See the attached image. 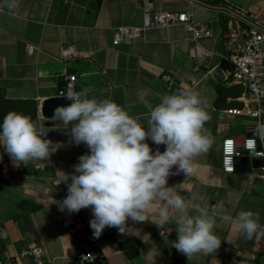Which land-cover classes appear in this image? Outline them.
<instances>
[{"label":"crops","instance_id":"1","mask_svg":"<svg viewBox=\"0 0 264 264\" xmlns=\"http://www.w3.org/2000/svg\"><path fill=\"white\" fill-rule=\"evenodd\" d=\"M152 2L156 10L192 9L195 19L207 23L212 35L196 43L183 24H173L147 29L129 43L115 45L116 28L143 25V0H16L12 9L0 0V90L5 98L36 99L41 109L42 102L57 96L68 76L75 75L76 92L90 89L88 98L110 99L141 124H146L147 114L163 95L197 92L211 117L203 131L212 145L194 158L195 173L170 175L168 186L185 199L189 215L198 214L193 208L196 204L207 207L209 215L215 214L213 231L221 246L188 260L172 246L177 239L175 212L162 229L149 221L129 220L127 234L106 227L94 238L89 208L85 228L76 234L66 231L56 203L61 199L55 181L60 182L63 172L72 173L79 156L89 149L83 143H70L63 124L39 112L33 123L38 131L43 124L44 139L52 141L49 160H30L16 167L0 145V258L12 256L14 264H31L30 259L16 256L34 241L53 258V264H79L78 253L88 249L100 251V264H264V236L246 239L235 221L241 210H251L264 227V182L255 176L257 168L247 174L227 173L222 167L224 139L233 137L243 145L247 134L261 123L248 114L256 104L245 93L238 99L244 106L237 113L220 109L217 102L228 86L237 83L230 58L232 32L248 24L242 14L264 23V0ZM196 45L198 57L193 54ZM70 46L77 55L63 57V50ZM166 75L174 80L169 86ZM147 143L153 152L166 148L151 139ZM220 214L231 215L233 220L221 222ZM157 218L153 212L151 219Z\"/></svg>","mask_w":264,"mask_h":264},{"label":"clouds","instance_id":"2","mask_svg":"<svg viewBox=\"0 0 264 264\" xmlns=\"http://www.w3.org/2000/svg\"><path fill=\"white\" fill-rule=\"evenodd\" d=\"M6 4L9 9L15 8L16 0H6ZM88 91H68L62 97L71 103L53 110L52 117L63 124L69 142L83 143L89 149L79 156L72 173L62 171L59 183L67 184L68 195L56 202L59 210L74 213L90 207L94 238H99L106 227L127 234L129 220L149 221L162 229L175 212L177 239L172 246L188 260L197 253L215 252L221 246L213 231L215 214L209 215L207 207L196 204L193 208L198 214L189 215L185 199L168 186L170 175L195 173L194 158L212 145L203 131L211 118L202 107L206 102L191 90L165 94L147 114L146 124H141L110 99L88 98ZM43 127L42 124L38 131L27 115L9 112L4 116L0 145L14 166L26 165L30 160H49L52 141L44 139L47 132ZM253 134L250 151L255 150L256 137L264 142V123H258ZM148 139L157 146L165 145V150L157 148L153 152ZM153 212L157 219H151ZM219 219L227 223L233 217L220 214ZM235 221L246 239L264 236L257 213L241 210Z\"/></svg>","mask_w":264,"mask_h":264},{"label":"built area","instance_id":"3","mask_svg":"<svg viewBox=\"0 0 264 264\" xmlns=\"http://www.w3.org/2000/svg\"><path fill=\"white\" fill-rule=\"evenodd\" d=\"M206 5H211L205 3ZM145 11V20L141 26H119L116 28L113 38L115 45L119 43H129L132 39L140 37L150 28H162L173 24H183L186 29L192 33L196 43L202 38L212 35V29L207 23L198 22L194 17V11L179 10H156L152 0H143ZM216 7V6H215ZM234 10L232 6H222ZM241 11V10H240ZM242 12V11H241ZM240 13V12H238ZM243 13V12H242ZM241 15V14H240ZM242 18L248 23L240 29H235L229 39V45L234 47L230 55L234 63L233 76L237 83L245 86V96L247 100L256 104L254 108L248 110V114L259 122H264V23L253 18H247L242 14ZM242 37V39H240ZM32 46L28 51L31 53ZM195 56H199L198 46L193 50ZM63 57L70 58L76 56L77 51L74 46L65 48L62 53ZM75 75H69L66 83L59 91V96H64L68 91H75ZM167 86L173 83V77L166 75L164 77ZM237 113V109L233 110ZM253 143V138L246 139L244 145L239 147L233 137L225 138L222 145L223 160L222 167L227 173L236 172L237 159L245 155L255 156L264 160V148L259 149L257 140H255V150L250 151L249 145ZM255 176L264 182V164L256 169ZM55 181L60 188L61 201L68 195L67 185ZM90 208V207H89ZM89 208H83L79 212L69 213L67 209L61 211L63 228L71 234L81 232L88 224L84 218ZM18 260L30 259L31 264H53V258L46 256L41 244L31 241L16 256ZM77 259L79 264H100L102 254L96 249H88L78 253ZM15 258L12 256L4 259L0 258V264H14Z\"/></svg>","mask_w":264,"mask_h":264},{"label":"water","instance_id":"4","mask_svg":"<svg viewBox=\"0 0 264 264\" xmlns=\"http://www.w3.org/2000/svg\"><path fill=\"white\" fill-rule=\"evenodd\" d=\"M244 92L245 86L242 83H236L228 86L217 100L218 107L222 110L242 108L244 106V102L239 101L238 99L243 96ZM70 103V100L57 95L46 98L42 102L41 109H39V103L36 99L5 98L3 91L0 90V124H2L4 116L9 112H16L19 114L27 115L33 122L36 116H38L39 112L43 116L52 117L53 110L56 106H67ZM0 131H2V128H0ZM253 135V132H251L247 134L245 139L253 138ZM256 139L258 148L262 149V142L259 141L258 137H256ZM237 145L239 147H242L244 144L239 145L237 143ZM263 164L264 160L262 158H252L249 155H245L237 159L236 172L250 174L253 172V169L258 168Z\"/></svg>","mask_w":264,"mask_h":264}]
</instances>
